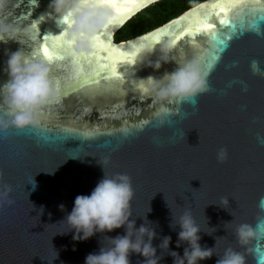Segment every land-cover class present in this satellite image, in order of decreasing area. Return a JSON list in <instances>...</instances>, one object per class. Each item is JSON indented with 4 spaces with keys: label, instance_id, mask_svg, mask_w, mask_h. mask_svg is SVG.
Returning <instances> with one entry per match:
<instances>
[{
    "label": "water",
    "instance_id": "95a60500",
    "mask_svg": "<svg viewBox=\"0 0 264 264\" xmlns=\"http://www.w3.org/2000/svg\"><path fill=\"white\" fill-rule=\"evenodd\" d=\"M159 1L134 0L124 5L131 10L120 14L105 6L112 23L100 40L134 58L116 65L120 82L110 81L111 72L104 69H99V75H85L94 66L77 62L71 55L75 51V56H91L93 50L59 49V58L50 62L59 102L44 109L37 125L0 133V186H11L14 201L12 206L0 207V264H84L101 243L108 245L101 234L73 241V233L62 234L68 228L59 223L71 211L76 196L90 194L103 178L100 164L105 159L109 161L104 165L107 175L126 173L132 179L131 212L136 226L143 223L140 218L150 206L146 218L158 225V236L171 237V251L182 256L186 245L175 246L179 228H170V209L176 216L190 209L203 231L202 246L216 244L217 255L232 247L245 255L246 264H264V224L258 223L264 217L259 207L264 196V146L257 140L264 137V77L253 74L250 67L255 59L264 71V11L230 12L234 29L217 23L223 45L204 35L181 36L169 54L171 62L154 70L149 64L159 60L160 43L172 42L186 28L190 30L192 14L203 16L201 6L212 2L202 1L142 35L116 42L119 29ZM50 2L37 0L36 6L33 0H9L4 23L31 29V38L20 37L19 44L0 43V87L8 81L7 54L20 48L25 55L43 56L39 46L45 39L62 34L66 25L52 12ZM117 2L124 4V0ZM211 19L215 21V15ZM169 26L168 35L151 43L144 39ZM48 43L51 48L53 41ZM148 48L153 51L149 53ZM193 57H199L204 68L212 65L208 69L210 91L197 97L195 106L182 104L183 118L173 116L170 126L158 127L159 105L149 91H141V85L147 88V78H161ZM4 112L0 96V115ZM220 148L228 153L223 162L217 160ZM33 177L35 190L29 185ZM221 197L229 198L227 210L221 208L225 207ZM240 223L252 225L259 237L247 248L240 247L234 236ZM123 234L121 228L104 235ZM159 242L154 240V246ZM217 259L214 255L200 264H216ZM142 260L136 254L130 257L131 264H142ZM162 264H173L172 258L165 256Z\"/></svg>",
    "mask_w": 264,
    "mask_h": 264
},
{
    "label": "clouds",
    "instance_id": "9594fccd",
    "mask_svg": "<svg viewBox=\"0 0 264 264\" xmlns=\"http://www.w3.org/2000/svg\"><path fill=\"white\" fill-rule=\"evenodd\" d=\"M8 3L9 0H0V43L11 41L19 44L22 43L20 37L31 38V29L21 30L4 23L3 17ZM33 3L37 6V0H33ZM49 7L61 18V22L68 17L69 22L63 23L66 27L62 34L67 37L70 49L80 53L94 50L100 40V34L105 33L112 23L107 8L95 0H51ZM173 46V42H161L159 60L149 66L159 70L162 64L170 63L169 54ZM147 51L151 53L153 49L148 48ZM72 53L76 54L75 51ZM7 55L5 71L8 81L0 87V96L3 97L5 108L4 115H0V133H6L10 129L23 131L29 126L37 125L44 109L59 102V86L51 77V65L46 57L39 54L25 55L20 48ZM259 65L260 62L255 59L250 62L253 74L264 77V71L260 70ZM208 77L209 72L202 66L200 58L193 57L161 78H147L146 89L154 103L159 105L156 113L159 117L158 127L170 126L173 116L183 118L185 114L180 106L185 103L195 106L197 97L210 91ZM244 90H247L246 86ZM257 140L264 146V137L258 136ZM227 155V149L220 148L217 160L223 162ZM108 162L105 159L103 164H100L104 175L91 193L77 195L71 211L59 222L68 228V231L62 234L73 233V241H87L101 234L108 242L107 246L101 243L98 252L88 254L84 264H131L130 257L133 254L143 258L142 264H162L165 256H170L173 264H200L214 255L218 257L216 264H246L245 255L232 247L226 248L222 255H217L216 244L213 248L202 246L200 233L203 231L190 209H185L176 216L166 202L171 212L170 228H179L175 246L180 248L186 245L182 256L169 249L171 237L158 236V225L147 220L146 214L151 212L150 206L145 216L140 218L143 223L137 227L131 212V202L134 198L132 179L126 173L107 175L104 165ZM29 185L35 190L34 177ZM11 192V186H0V207L5 204L12 206L14 201L10 198ZM221 204L225 207H220L227 210L229 198L221 197ZM59 207L61 211L64 210L63 205ZM259 207L264 210V196L260 198ZM258 223L264 224V217H260ZM121 228L124 229L123 235L114 238L104 235ZM234 236L238 245L243 248H247L253 239L259 238L253 226L248 223L236 225ZM157 239L160 242L154 246L153 241Z\"/></svg>",
    "mask_w": 264,
    "mask_h": 264
},
{
    "label": "snow or ice",
    "instance_id": "6c2138e0",
    "mask_svg": "<svg viewBox=\"0 0 264 264\" xmlns=\"http://www.w3.org/2000/svg\"><path fill=\"white\" fill-rule=\"evenodd\" d=\"M104 6L112 7L116 10L117 14L124 11H130L131 9L126 8L124 5L128 3H133L134 0H124V4L118 3L117 0H95ZM205 9L203 16L199 12H195L192 15L195 16L194 21L186 28L179 36H175L172 40L175 44L181 36H198L204 35L210 39H215L221 45L224 44V40L220 39L221 35L220 29L217 27V23L229 30L234 29L235 25L233 23V17L229 15L233 10L239 9L241 11L247 9H253L255 11H264V0H212L211 3L201 6ZM215 15L216 20L213 21L211 17ZM68 17L64 18L62 23H68ZM173 23L179 24L180 21H174ZM35 28V25L32 26ZM171 26L168 29H160L158 32L152 33L151 37H145L144 39L149 40V43L157 40L160 36L168 35L170 33ZM227 38H231L229 33ZM52 40L53 43L51 48L49 47L48 41ZM40 51L44 57H46L49 62L54 59L59 58V49H70L71 45L68 43L67 39L63 34L48 37L45 39L44 43L40 46ZM77 62H87L93 67V71L85 73V75L91 77L93 74L99 75V69H104L111 72V76L108 78L110 81L120 82L121 77L117 74L116 65L118 63H130L134 59L133 57L125 56L121 49L112 47L109 45H104L101 40H99L94 46V50L91 56H75ZM213 60L217 59V56L212 57ZM102 62V63H101ZM211 64H207L205 69L208 71L211 68ZM96 86H99V81H96ZM141 91L147 92V89L141 85Z\"/></svg>",
    "mask_w": 264,
    "mask_h": 264
},
{
    "label": "trees",
    "instance_id": "16d2710c",
    "mask_svg": "<svg viewBox=\"0 0 264 264\" xmlns=\"http://www.w3.org/2000/svg\"><path fill=\"white\" fill-rule=\"evenodd\" d=\"M205 0H161L140 11L115 34L116 42L142 35Z\"/></svg>",
    "mask_w": 264,
    "mask_h": 264
},
{
    "label": "bare ground",
    "instance_id": "6f19581e",
    "mask_svg": "<svg viewBox=\"0 0 264 264\" xmlns=\"http://www.w3.org/2000/svg\"><path fill=\"white\" fill-rule=\"evenodd\" d=\"M132 15H133V14H132ZM132 15H131V16H132ZM131 16H130L129 18H131ZM129 18H128V19H129ZM128 19H127V20H128ZM127 20H126V21H127ZM126 21H124L121 25H123ZM121 25H120V26H121ZM120 26H119V27H120ZM119 27H118V28H119ZM114 33H115V31L112 33L111 37H113Z\"/></svg>",
    "mask_w": 264,
    "mask_h": 264
}]
</instances>
